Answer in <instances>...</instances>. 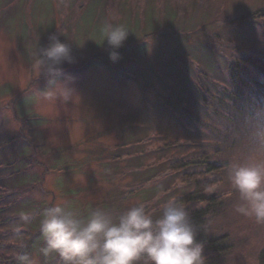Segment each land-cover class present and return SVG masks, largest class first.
Segmentation results:
<instances>
[{
    "label": "rangeland",
    "instance_id": "1",
    "mask_svg": "<svg viewBox=\"0 0 264 264\" xmlns=\"http://www.w3.org/2000/svg\"><path fill=\"white\" fill-rule=\"evenodd\" d=\"M90 2L49 0L48 9V3L38 6L36 0H0V150L5 151L0 158L21 161V176L32 177L5 191H20L21 202L8 214L14 219L11 228L26 232L25 237L17 235L16 247L28 248L23 242L36 234L34 227L41 218L36 219L42 208L31 207V220L22 228L19 218L25 202L34 207L67 202L85 215L103 208L113 216L144 205L153 219L159 218L164 205L176 201L183 187L180 178L170 177L159 163L178 159L184 150L193 153L198 138L211 139L229 125L234 129L220 132V154L217 149L209 151L213 160H222V171L212 177L220 180L218 189L228 196L225 212L208 219V224L215 232L228 234L234 244L216 264H260L264 224L235 211L241 201L228 169L246 154L251 129L258 121L264 123V106L245 120V110L236 113L238 126H234L214 116L208 122L209 115H200L196 104L190 111L208 122L200 133L182 113L193 106L196 93L179 74L183 61L189 64L190 58L182 60L177 51L179 45L194 50L205 28L216 19L223 27L224 40L211 46L229 59L237 47L228 36L230 28L240 31L228 21L234 13L264 9V0H98L95 10H88ZM105 23L124 24L130 30L116 62L109 59L112 49L107 41L100 45ZM227 23L229 28H225ZM257 28L262 33L264 24ZM52 34L71 47L75 62L62 67L74 77L70 86L78 96L75 103L48 102L35 95L46 81L38 76L33 56L37 46H47ZM181 94L180 104L185 108L176 103ZM194 131L199 133L191 135ZM177 132L178 140L189 144L178 156L177 149H164L165 143L177 140ZM208 145L214 147L211 142ZM216 151L219 155L212 156ZM131 153L133 159L128 156ZM155 175L157 183L153 184ZM31 240L28 251L35 264H64L55 254L42 255L41 235ZM212 258L208 255L209 264Z\"/></svg>",
    "mask_w": 264,
    "mask_h": 264
},
{
    "label": "trees",
    "instance_id": "2",
    "mask_svg": "<svg viewBox=\"0 0 264 264\" xmlns=\"http://www.w3.org/2000/svg\"><path fill=\"white\" fill-rule=\"evenodd\" d=\"M36 2L39 6L47 4L49 0H36ZM97 3L98 0L90 2L88 10L91 8L95 10ZM46 7L49 9L51 4L48 3ZM228 23L235 25L237 30L240 31L239 33L230 28V35L228 36L234 38L233 41L237 43V47L234 48L235 54L230 56L229 59L211 46L212 43L216 45L224 40L221 32L223 27L219 25L216 19L210 22L208 28H205L208 30L203 32L201 35L202 42H196L194 50L189 45H179V51H177V55L182 60L183 58L185 60L190 58L189 64L183 61L184 64L180 68L179 74L183 76L185 82L196 93L193 106L183 109L182 113L187 119V124L197 128L200 133H203L204 129H206L207 123L211 121V116L216 117L220 123L227 122L236 126L234 119L236 113L242 114V110H245V115L243 116V120H245L249 115H257V110L264 106V31L259 33L257 28L258 25L264 24V9L258 7L257 10L249 11L248 13H234V17ZM228 23L225 28H229ZM258 36L260 39L257 38ZM174 69L177 71V68ZM172 71L174 70L172 69ZM182 95H177L176 103L177 106L180 105L185 108L180 104L179 98L182 99ZM196 104L200 107V115H209L206 118L208 122L201 117L195 116L190 111V109L194 110V105ZM228 129H234V127L226 125L224 129L217 131L218 135H214L208 140L206 138L202 140L198 138L200 143H193V153L191 154L188 150H184L182 154L180 153L179 150L189 147V144L180 142L177 132V140L165 143L164 149L169 148L168 151L177 149V156L181 154L180 157L178 159H164L159 163V165L161 164L165 167L170 177L177 176L180 178L183 187L180 195L176 197V202L187 209L194 229L197 232V239L204 243L205 264H209L208 255L213 256L211 264H216L234 246L228 234H224L221 231L215 232L208 224V219L225 212L223 204L226 203L225 196H228V193L220 192L218 189L220 180L212 177L216 173L221 172L224 166L221 164V159L213 160L209 156V151L217 149L220 154L222 144L220 142L222 139L220 132H226ZM198 131L192 132L193 134L191 135L199 133ZM182 132L185 133L183 129ZM214 137L218 139L214 140ZM225 141L226 139L224 138ZM20 142L21 140H18L12 144L16 146ZM210 142L214 146L213 148L208 145ZM2 153L5 155L3 149L0 150V154ZM216 153L212 156L219 155L217 151ZM128 156L131 159L135 157L132 156V153L128 154ZM5 157L7 156L0 158V187H6L5 190L0 189V216H2L0 220V264H16L15 256L17 252L26 251L29 253V242L33 241L31 238L37 239L41 235L39 229L40 221L34 227L36 234H32L28 242H23V244L28 245V248H17L14 240L19 234L25 237L26 232L16 233L17 229L11 228L14 219L12 216L9 217L8 214H13L10 208L21 202L18 197L20 191L17 194H8L5 191L10 188V185L16 184V186H20L23 183L26 184L32 177L23 178L21 176V161L11 157V160L9 159L7 162L4 161ZM115 161L117 162V160ZM157 177L156 175L153 176V184L157 183ZM2 201L6 203H2ZM22 207H24V211H31V207L33 210L47 208L44 204H38L37 207H34L27 202L22 203ZM17 213L15 211L14 215H17ZM37 218H40V213H38ZM19 220L22 222V228H27L28 222L23 221L21 218ZM21 222L17 224H21ZM13 233L14 236H12ZM259 257L261 259H259L260 264H264V249L260 252ZM139 264H143V262L141 261Z\"/></svg>",
    "mask_w": 264,
    "mask_h": 264
},
{
    "label": "clouds",
    "instance_id": "3",
    "mask_svg": "<svg viewBox=\"0 0 264 264\" xmlns=\"http://www.w3.org/2000/svg\"><path fill=\"white\" fill-rule=\"evenodd\" d=\"M102 44L107 41L109 59H120L119 48L127 39L124 24L105 23L101 29ZM47 46L34 53V67L45 78V87L35 95L43 101L75 103L77 94L70 85L74 77L62 65L74 63L71 47L58 35L49 36ZM228 178L239 193L241 203L235 208L240 215L264 224V123L257 122L249 133L246 154L231 162ZM39 229L44 240L43 256L57 255L64 264H205L204 243L187 209L176 201H168L159 218L146 211L144 205L131 207L113 216L95 208L86 215L67 202L49 206L40 213ZM21 219L30 222L31 213ZM16 264H35L28 252H17Z\"/></svg>",
    "mask_w": 264,
    "mask_h": 264
}]
</instances>
